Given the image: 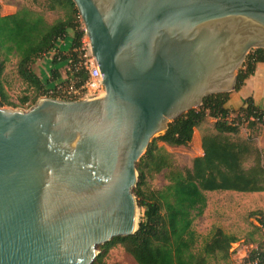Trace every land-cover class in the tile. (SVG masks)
Here are the masks:
<instances>
[{"label":"water","instance_id":"water-1","mask_svg":"<svg viewBox=\"0 0 264 264\" xmlns=\"http://www.w3.org/2000/svg\"><path fill=\"white\" fill-rule=\"evenodd\" d=\"M73 1L105 94L0 107V264H94L135 234L153 137L264 48V0Z\"/></svg>","mask_w":264,"mask_h":264},{"label":"trees","instance_id":"trees-1","mask_svg":"<svg viewBox=\"0 0 264 264\" xmlns=\"http://www.w3.org/2000/svg\"><path fill=\"white\" fill-rule=\"evenodd\" d=\"M49 11L61 16L50 22L42 11L23 7L14 13H0V107L31 108L41 98L53 96L45 81L34 69L35 64L52 52L59 41L73 33L71 48L57 52L54 65L65 64L52 70L51 82H62L67 76L77 86L90 78L81 65L86 50V37L81 14L73 0H45ZM18 58L17 73L27 90L17 104L10 99L5 82L7 65ZM264 62V48L252 49L247 55L237 78L238 91L255 74L257 64ZM70 67L71 71L67 72ZM231 92L207 96L200 107L169 123L168 129L154 138L147 152L138 162L139 182L134 192L144 214L139 229L128 237H114L99 247L94 264H103L111 248L121 244L138 264H210L211 258L228 259L232 244L239 238L215 227L211 236L200 243V234L194 228L197 217L208 207L207 192L236 191L264 192V151L251 138H241L242 125L254 128L264 125V109L252 96L231 118L233 110L227 106ZM208 117L215 118V131L202 137L203 154L193 159L191 167L178 168L170 152L158 145L161 140L172 146H188L195 129ZM253 164L247 167L249 159ZM167 171L168 184L151 189L147 179ZM242 264H264V240L251 251Z\"/></svg>","mask_w":264,"mask_h":264},{"label":"rangeland","instance_id":"rangeland-1","mask_svg":"<svg viewBox=\"0 0 264 264\" xmlns=\"http://www.w3.org/2000/svg\"><path fill=\"white\" fill-rule=\"evenodd\" d=\"M23 7H31L42 11L47 19L52 22L61 16L59 11H49L45 7V0H0V13H14ZM85 27V26H84ZM73 33L63 41H59L56 48L40 59L34 66L36 72L45 81L48 89L52 90L56 82H51L52 70L60 67L63 75L65 64L54 65L53 57L57 52H66L71 48ZM89 38L86 35L85 42L90 53ZM18 58L14 57L7 65L5 82L10 99L19 104L20 99L27 90V86L21 81L17 73ZM105 94V87L100 89ZM58 95V94H57ZM62 99V98H61ZM233 110L231 118H235L240 107L237 104L227 105ZM7 107V106H5ZM12 108V107H9ZM16 109L28 110L29 104ZM215 118L208 117L207 120L195 129L194 137L188 146H172L161 140L158 145L164 147L171 153L174 165L178 168L191 167L193 159L202 155V137L214 129ZM156 135L154 138L158 137ZM241 138H251L254 144L264 151V125L258 124L249 128L247 123L242 125L239 133ZM152 139V140H153ZM152 142V141H151ZM251 158L246 165L253 164ZM167 171L157 173L147 179L151 189H160L168 184ZM208 207L204 214L196 218L194 228L200 234V243L206 241L215 227H221L226 232L236 235L239 240L232 244L231 254L228 259L211 258L210 264H242L251 251L258 246L259 241L264 240V192H236V191H211L207 192ZM144 214L143 208L139 207V222ZM100 253V250H99ZM96 261V260H95ZM95 263V262H94ZM103 264H138L136 260L124 249L121 244L115 245L104 257Z\"/></svg>","mask_w":264,"mask_h":264},{"label":"built area","instance_id":"built-area-1","mask_svg":"<svg viewBox=\"0 0 264 264\" xmlns=\"http://www.w3.org/2000/svg\"><path fill=\"white\" fill-rule=\"evenodd\" d=\"M88 42L90 45V40ZM84 49L86 50V53L84 54V59L81 65L89 71L90 73L89 80L86 81L84 84L77 86L76 80L74 78H69L67 73V76L63 79L62 82L56 83L53 89L52 90L50 89V93L52 95L55 94L54 95L55 97L49 96V98H55L65 101H83L86 99H90L102 95L100 89L103 88L104 85L102 83L101 69L99 67L97 60L92 56L91 45H90L91 54L88 53L87 50L89 49L86 46L85 39H84ZM70 71L71 68L68 67L67 72Z\"/></svg>","mask_w":264,"mask_h":264},{"label":"crops","instance_id":"crops-1","mask_svg":"<svg viewBox=\"0 0 264 264\" xmlns=\"http://www.w3.org/2000/svg\"><path fill=\"white\" fill-rule=\"evenodd\" d=\"M9 14V13H2ZM252 96L255 103L264 109V62L257 64L254 75L250 76L242 88L238 91L231 92V99L227 105L237 104L238 107L243 106L245 99ZM231 107V106H230ZM229 107V108H230ZM231 108H234L233 106ZM203 154V150H202Z\"/></svg>","mask_w":264,"mask_h":264}]
</instances>
